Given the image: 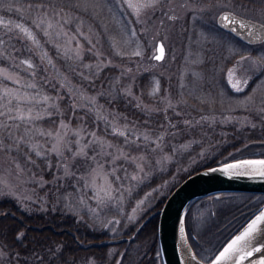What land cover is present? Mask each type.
Returning <instances> with one entry per match:
<instances>
[{"label": "rangeland", "instance_id": "obj_1", "mask_svg": "<svg viewBox=\"0 0 264 264\" xmlns=\"http://www.w3.org/2000/svg\"><path fill=\"white\" fill-rule=\"evenodd\" d=\"M65 3L31 11L48 42L43 47L54 46L46 50L51 71L36 72L32 60L0 67V199L28 212L62 211L114 236L205 158L189 155L214 127L264 128V41L244 44L216 23L222 10L264 23V0ZM158 39L165 48L160 61L153 59ZM128 98L145 117L161 112L172 122L184 120L186 131L168 129L162 120L147 127L127 119L115 106ZM197 104L215 111L195 118ZM18 112L23 119L10 118ZM87 116L102 119L103 134ZM74 117L81 120L74 124ZM256 157L264 158V138L244 140L214 164ZM221 196L201 197L184 212L189 242L204 261L237 231L225 238L215 231L210 207L245 202L239 212L253 209L248 220L264 205V194ZM0 264L14 263L0 250ZM153 264H163L159 251Z\"/></svg>", "mask_w": 264, "mask_h": 264}, {"label": "trees", "instance_id": "obj_2", "mask_svg": "<svg viewBox=\"0 0 264 264\" xmlns=\"http://www.w3.org/2000/svg\"><path fill=\"white\" fill-rule=\"evenodd\" d=\"M65 4V0H0V67L20 68L25 60H32L37 64L36 72L46 69L51 71L53 68L50 60L46 57V50L48 48L54 50V46L43 47L48 42L45 41L44 33L40 27L30 18L31 15H37V13L33 14L31 11L39 9L42 12L54 5L65 8ZM23 71L30 74L27 69L23 68ZM55 75L61 79L57 73ZM110 106L112 107V105ZM115 107L123 112L127 119L129 116L137 118L141 121V125L155 127L153 122L162 120L167 123L168 129L173 126L181 132L186 131L184 120L178 123L172 122L170 118L168 120L165 117L164 113L160 112L151 117L143 116L142 111L131 105L130 98L119 100ZM110 111L112 112V109ZM213 111L215 108L209 104H197L192 115L195 118H200L203 117V113ZM80 120L81 118L74 117L73 123L77 124ZM149 120L151 121L148 122ZM85 122L100 134L104 133L102 119L93 122L87 116ZM250 130L249 133L244 129H238L235 125H222L220 130L214 127L211 137L202 140L200 144L196 145L197 151L194 150V153L191 152L189 155H202L205 158L201 161L198 160V163L189 172H180L179 182L191 172L216 163L217 159L232 148L244 143V140L264 138L263 127ZM219 131L224 134H220ZM115 136L116 134H111V137ZM240 193L242 192H223L220 194V196L222 195L220 199H228ZM167 195L168 192L162 195L135 224H130L121 234L114 236L102 227H100L101 229H92L86 221H81L62 211L48 209L28 212L16 209L15 204L8 199H0V250L7 254L8 260L14 264H78V261L85 264L90 260L95 264H153L154 255L159 251L157 242L158 209ZM200 198H195L189 203L186 214L188 207L202 199ZM207 198L210 197L207 196ZM244 204L245 202H224L214 209L210 207L213 218L219 223L216 225L211 221V225L215 231L221 233L223 238L225 235L234 233L250 216L249 212L253 210L251 204L247 208L252 210L247 213L239 212L240 207ZM7 209L14 211V214L11 215ZM209 218L213 219L210 215ZM187 221H189V217H187ZM138 225L140 226L138 227ZM132 234L134 236L129 239L124 237V241H110L116 237Z\"/></svg>", "mask_w": 264, "mask_h": 264}, {"label": "water", "instance_id": "obj_3", "mask_svg": "<svg viewBox=\"0 0 264 264\" xmlns=\"http://www.w3.org/2000/svg\"><path fill=\"white\" fill-rule=\"evenodd\" d=\"M224 16H230V20H222ZM232 21H235L233 23ZM216 23L225 31L233 34L241 41L248 44H255L264 41V23L256 19L237 14L231 10H222L216 17ZM163 49L162 53L160 49ZM165 48L161 40H157L155 53L156 56L163 58ZM161 59L157 60L160 61ZM263 157L240 158L226 161L200 168L181 180L166 196L158 210L157 222V241L159 254L163 264H213L216 257L236 236L244 232L252 220L261 212H264V205L253 214L218 250L216 255L205 262L200 259L192 248L184 228V212L187 205L195 198L214 194L219 197L222 192H249L264 194V176L259 175L253 170L254 166L243 165V161H259ZM240 167L228 168V165ZM258 167V166H256ZM214 170V171H213ZM12 214V212H11ZM257 232L264 233V220L257 225ZM260 237H258L259 239ZM124 237L111 239V242H118ZM248 238H246L247 240ZM245 241H241L237 247H241ZM260 246L256 239L251 241V247ZM250 250L245 248L243 253H230L229 258L220 261V264H235L239 255ZM264 258V248L259 253H253L251 257L240 261V264H252Z\"/></svg>", "mask_w": 264, "mask_h": 264}, {"label": "snow or ice", "instance_id": "obj_4", "mask_svg": "<svg viewBox=\"0 0 264 264\" xmlns=\"http://www.w3.org/2000/svg\"><path fill=\"white\" fill-rule=\"evenodd\" d=\"M129 6L132 7L133 5L129 4ZM221 19L222 20H230L231 17L230 16H224ZM232 22L235 23V21H232ZM160 51L162 53L163 49L161 48ZM136 54L139 55V53H136ZM155 59L159 60V59H161V56L158 55L155 57ZM29 66H31V65H29ZM237 83H239V82H237ZM234 87H235V85H234ZM237 90H240V89L237 88ZM3 115H4V113L0 112V116H3ZM10 118L11 119H23L24 116L22 114H19V112H18L17 116L10 117ZM120 135H123V133L121 132ZM54 150H57V149L54 148ZM241 163L243 165L254 166L253 170L256 171L257 174L264 176V160L243 161ZM256 166H258V167H256ZM227 167L228 168H236V167H240V165L239 164L228 165ZM262 220H264V212H261L258 216H256V218L251 221V223L244 230V232L241 233L240 235L236 236L235 239H233L227 245V247H225L224 250L222 252H220V254L216 257V260L213 262V264H220L221 260L229 258L230 253H233V252L243 253L245 248H249L250 250L247 251L246 255L245 254L239 255V258L236 260L235 264H240V261L245 260L248 257H251L254 252L255 253L261 252L262 248H264V233H258L257 232V225ZM258 237H260V238L258 239ZM246 238H248V239L246 240ZM253 239H256L257 243H259L260 246L251 247V241ZM241 241H245V243L241 247L238 248L237 245H239ZM252 264H264V258H261L257 261H252Z\"/></svg>", "mask_w": 264, "mask_h": 264}]
</instances>
